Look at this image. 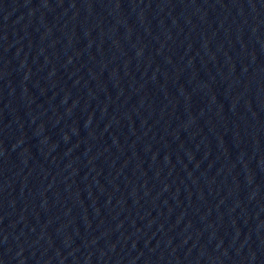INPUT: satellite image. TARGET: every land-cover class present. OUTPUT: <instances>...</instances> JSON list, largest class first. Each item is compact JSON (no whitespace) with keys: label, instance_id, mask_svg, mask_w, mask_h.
Instances as JSON below:
<instances>
[{"label":"water","instance_id":"1","mask_svg":"<svg viewBox=\"0 0 264 264\" xmlns=\"http://www.w3.org/2000/svg\"><path fill=\"white\" fill-rule=\"evenodd\" d=\"M0 264H264V0H0Z\"/></svg>","mask_w":264,"mask_h":264}]
</instances>
